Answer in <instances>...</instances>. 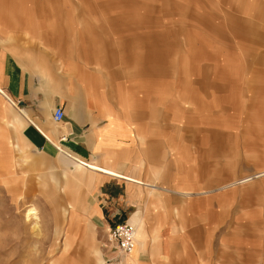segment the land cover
Returning a JSON list of instances; mask_svg holds the SVG:
<instances>
[{"label": "crops", "instance_id": "1", "mask_svg": "<svg viewBox=\"0 0 264 264\" xmlns=\"http://www.w3.org/2000/svg\"><path fill=\"white\" fill-rule=\"evenodd\" d=\"M142 32L134 0H0L2 143L13 158L18 125L25 144L41 153L38 164L60 151L89 169L85 210L60 206L69 226L52 264H87L79 253L90 248L97 264H208L192 237L197 222L207 231L208 193L264 176L262 169L208 187L201 171L206 148L177 140L173 99L146 92L142 42L135 37ZM166 101L171 123L160 126L159 104ZM57 107L65 111L60 122L53 118ZM33 206L44 245V215ZM124 221L138 229L130 253L108 240ZM83 224L100 229L102 240Z\"/></svg>", "mask_w": 264, "mask_h": 264}, {"label": "rangeland", "instance_id": "2", "mask_svg": "<svg viewBox=\"0 0 264 264\" xmlns=\"http://www.w3.org/2000/svg\"><path fill=\"white\" fill-rule=\"evenodd\" d=\"M134 1L143 15V32L135 37L142 42L145 91L173 99L177 140L206 148L201 171L208 187L264 169V0ZM167 105L159 104L160 126L171 123ZM1 139L0 264H52L69 226L60 206L74 203L85 210L89 169L76 167L60 151L38 164L41 153L25 144L18 125L10 139L13 158ZM221 192L208 193L207 231L199 222L192 231L205 250L201 259L264 264V176ZM33 205L44 215V245ZM81 228L102 240L100 229ZM79 254L97 264L91 248Z\"/></svg>", "mask_w": 264, "mask_h": 264}, {"label": "built area", "instance_id": "3", "mask_svg": "<svg viewBox=\"0 0 264 264\" xmlns=\"http://www.w3.org/2000/svg\"><path fill=\"white\" fill-rule=\"evenodd\" d=\"M65 111L63 107H57L54 110L53 118L60 122L64 119ZM137 230L135 226L129 222L116 223L110 230L108 240L122 253H130L136 245Z\"/></svg>", "mask_w": 264, "mask_h": 264}, {"label": "bare ground", "instance_id": "4", "mask_svg": "<svg viewBox=\"0 0 264 264\" xmlns=\"http://www.w3.org/2000/svg\"><path fill=\"white\" fill-rule=\"evenodd\" d=\"M35 225H36V227H37V228H39V227H40V223H39V221H38V220H35Z\"/></svg>", "mask_w": 264, "mask_h": 264}]
</instances>
